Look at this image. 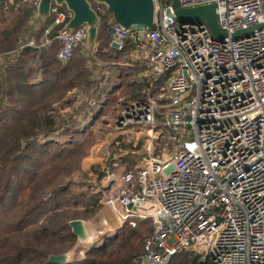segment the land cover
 <instances>
[{
	"label": "built area",
	"instance_id": "1",
	"mask_svg": "<svg viewBox=\"0 0 264 264\" xmlns=\"http://www.w3.org/2000/svg\"><path fill=\"white\" fill-rule=\"evenodd\" d=\"M155 2L157 28H146L144 41L112 26V47L134 42L131 61L118 64L141 69L131 80L144 87L110 121L117 135L84 191L109 192L105 203L122 224L152 219L131 264H169L182 250L213 264H264V0H179L216 4L222 38L205 21L179 22L167 15L171 5ZM51 15L53 27L63 26L58 60L70 62L82 47L102 67L98 77L109 74L88 25L65 29L73 12L64 5L54 3Z\"/></svg>",
	"mask_w": 264,
	"mask_h": 264
},
{
	"label": "trees",
	"instance_id": "2",
	"mask_svg": "<svg viewBox=\"0 0 264 264\" xmlns=\"http://www.w3.org/2000/svg\"><path fill=\"white\" fill-rule=\"evenodd\" d=\"M7 11L13 14L8 26L1 22ZM37 11L26 0H0V264H60L49 258L75 245L78 236L69 223L81 218L78 205L101 208L100 194L89 190L75 200L63 179L87 155L92 128L107 109L116 110L117 104L119 112L140 99L134 93L144 87L131 80L141 69L118 64L131 61L134 42L121 51L111 46L109 12L101 15L95 42L96 54L110 63L109 74L99 78V67L82 47L70 62L58 60L55 36L63 26L54 27L51 43L41 46L53 17L42 23ZM80 94L87 97L83 104ZM153 230L150 218L137 219L135 227L124 222L115 235L90 247L84 259L64 264H131ZM169 264L213 263L182 250Z\"/></svg>",
	"mask_w": 264,
	"mask_h": 264
},
{
	"label": "water",
	"instance_id": "3",
	"mask_svg": "<svg viewBox=\"0 0 264 264\" xmlns=\"http://www.w3.org/2000/svg\"><path fill=\"white\" fill-rule=\"evenodd\" d=\"M66 6L73 12V17L68 21L65 29L74 31L79 26L88 25V41L91 45L95 44L98 28L101 24V16L94 7V3L103 4L111 14L110 23L119 24L128 31L138 32L139 37L145 40V29L157 28L156 25V2L155 0H40L37 7L38 18L42 23L47 22L51 17L53 4ZM169 17H175L179 22L205 21L212 34L217 38L226 35L219 26L216 4H206L196 7H183L179 0H172L171 9H167ZM261 24H256L247 30L249 32L260 28ZM240 32L234 33L237 36ZM73 232L78 237H86L85 223L82 219L70 221ZM68 253L51 255V262L64 264L68 262Z\"/></svg>",
	"mask_w": 264,
	"mask_h": 264
},
{
	"label": "rangeland",
	"instance_id": "4",
	"mask_svg": "<svg viewBox=\"0 0 264 264\" xmlns=\"http://www.w3.org/2000/svg\"><path fill=\"white\" fill-rule=\"evenodd\" d=\"M158 4V3H157ZM13 17V14L9 11L4 14L2 17V24L8 26L11 23V18ZM43 39V38H42ZM40 40L41 43H43V40ZM109 49V48H108ZM92 59V58H91ZM101 59L103 62H107L108 60ZM93 64L95 60H90ZM98 67V65H97ZM83 96L84 94H80ZM79 95V96H80ZM78 96V99H79ZM86 96V95H85ZM80 101V99H79ZM80 103V102H79ZM115 107V106H114ZM117 107L116 104V110L108 108L105 112L104 116H102L96 124H94L92 128V140H90V143L87 147V155L81 160L78 169H75L72 175L65 177L63 179V183H70L73 193L76 195L75 200L79 198V194L85 193L84 187L87 184L92 183V171L101 161V158L103 156V153L110 147V142L113 140L114 136H116V130L114 129V125L112 122H110L113 118L117 116ZM70 109V110H69ZM67 109L66 111H71V108ZM115 112H112L114 111ZM94 120H92L91 123H93ZM92 170V171H91ZM92 193L100 194L99 195V204L101 205V208H99L97 211H95V208H91L90 210L86 208L84 205H78V214L85 223V229L89 228L90 230H93L94 236L92 240L85 239L86 237H78L75 245L67 252L68 256L73 251V255H70L68 260L69 261H78L81 259H84L86 256L87 251L90 247L94 245H101L104 241L105 236H113L116 234L117 230H108L109 226H104L102 223L103 215L108 219L111 226L117 225L118 223L122 225L121 221L118 219L117 215L112 211L105 203L106 200V194H102L101 192L94 191ZM52 193L47 195V198L51 197ZM78 196V197H77ZM86 209V211H85ZM102 214V216H101ZM102 231L103 233H101Z\"/></svg>",
	"mask_w": 264,
	"mask_h": 264
},
{
	"label": "crops",
	"instance_id": "5",
	"mask_svg": "<svg viewBox=\"0 0 264 264\" xmlns=\"http://www.w3.org/2000/svg\"><path fill=\"white\" fill-rule=\"evenodd\" d=\"M47 29H50V33L54 30V27L52 26V25H50ZM46 29V30H47ZM46 30H45V33H44V36H43V43H41V46L43 47V46H46V45H49V43H46V40L47 39H51L52 37L49 35L50 33H47L46 32ZM33 42V40L30 42V43H32ZM96 45V44H95ZM64 64V63H63ZM99 67V69L98 70H101L102 69V67L101 66H98ZM103 77V76H102ZM92 171V170H91ZM93 172V171H92ZM101 216H102V214H101ZM103 218H105L107 221H108V219L103 215ZM107 226H109V228H108V230H116V229H118V228H120L122 225L121 224H117V225H114V226H111V224H110V222L108 221V225Z\"/></svg>",
	"mask_w": 264,
	"mask_h": 264
},
{
	"label": "bare ground",
	"instance_id": "6",
	"mask_svg": "<svg viewBox=\"0 0 264 264\" xmlns=\"http://www.w3.org/2000/svg\"><path fill=\"white\" fill-rule=\"evenodd\" d=\"M86 238L85 239H87V240H92L93 239V236H94V232H93V230H90L89 228H87V230H86ZM74 252V251H73ZM73 252L72 253H70L69 254V256L70 255H73Z\"/></svg>",
	"mask_w": 264,
	"mask_h": 264
}]
</instances>
